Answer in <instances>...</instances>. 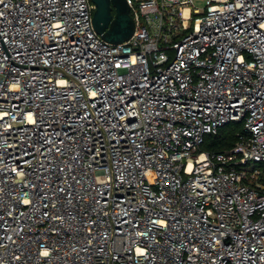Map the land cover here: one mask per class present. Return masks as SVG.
I'll return each mask as SVG.
<instances>
[{
  "label": "built area",
  "instance_id": "2783aa9c",
  "mask_svg": "<svg viewBox=\"0 0 264 264\" xmlns=\"http://www.w3.org/2000/svg\"><path fill=\"white\" fill-rule=\"evenodd\" d=\"M127 1L0 0V264H264V0Z\"/></svg>",
  "mask_w": 264,
  "mask_h": 264
},
{
  "label": "water",
  "instance_id": "95a60500",
  "mask_svg": "<svg viewBox=\"0 0 264 264\" xmlns=\"http://www.w3.org/2000/svg\"><path fill=\"white\" fill-rule=\"evenodd\" d=\"M95 4L93 26L102 37L112 43L129 40L136 28L127 0H92Z\"/></svg>",
  "mask_w": 264,
  "mask_h": 264
},
{
  "label": "trees",
  "instance_id": "16d2710c",
  "mask_svg": "<svg viewBox=\"0 0 264 264\" xmlns=\"http://www.w3.org/2000/svg\"><path fill=\"white\" fill-rule=\"evenodd\" d=\"M243 123L230 122L222 126L216 134H209L201 146V150L210 152L226 151L238 140V133H243Z\"/></svg>",
  "mask_w": 264,
  "mask_h": 264
},
{
  "label": "rangeland",
  "instance_id": "374dc122",
  "mask_svg": "<svg viewBox=\"0 0 264 264\" xmlns=\"http://www.w3.org/2000/svg\"><path fill=\"white\" fill-rule=\"evenodd\" d=\"M194 6L199 7L201 10V14H203L206 7V0H194Z\"/></svg>",
  "mask_w": 264,
  "mask_h": 264
}]
</instances>
